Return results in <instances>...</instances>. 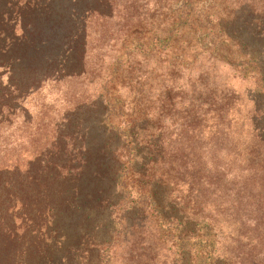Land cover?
<instances>
[{
  "label": "trees",
  "instance_id": "trees-1",
  "mask_svg": "<svg viewBox=\"0 0 264 264\" xmlns=\"http://www.w3.org/2000/svg\"><path fill=\"white\" fill-rule=\"evenodd\" d=\"M137 1L0 0V126L8 122L6 116L18 109L19 99L35 90L41 82L57 77H81L86 69L89 29L107 23L117 14L121 20H126L122 29V49H118L121 60L135 62L138 67L141 63L151 62L146 75L166 82L165 105H161L160 111H167V122L172 116L181 122L180 126L171 129L156 124L158 119L149 123L160 113L152 114L154 110L141 107L131 113L122 112V121L114 120V113L121 109L119 90L115 86L104 87L101 102L108 110L101 117L102 133L110 134L115 144L111 146L110 141H106L101 147V163L105 167L110 163L118 164L113 176L108 169L90 172L89 145L85 141L86 130H81L82 118L63 121L59 125L58 140L47 151L48 156L29 160L25 170L17 162L10 165L0 162V264H81L80 261H91L88 240H85L90 234L75 239L66 235L64 223L68 222L66 214H70L66 211L70 205L74 211L81 210L84 204L101 210L110 205L115 207L117 204L111 202L109 189L120 185L123 191L127 190V168L132 173L133 185L142 186L140 190L146 192L157 217L177 223L179 234L174 245L185 251L180 259L188 254L189 260L185 264L192 263L194 258L196 264H237L222 253L216 254L214 236L188 233L181 219L165 210L155 196L158 193L156 187L163 188L161 185H167L171 179L178 180L179 176L197 172V169H201V175L204 173V166L193 164L189 156L184 155L189 138L202 137L204 127L210 134L207 139L225 138L230 134L231 121L227 112L238 97L230 90L219 92L215 101L214 88L208 83L215 66L222 64L230 67L236 76L254 83L251 88L254 112L250 124L257 141L250 163L254 166L252 179L259 183L257 206L260 207V199L264 204V53L228 29L240 15L245 18L244 25L248 26L251 36L258 35L264 40V0H163L160 15L165 22L156 24L151 16L139 13ZM147 25L151 27L146 31ZM118 63L115 61L113 66ZM194 69L200 73L197 80L202 83L204 97L196 106L178 110L173 106L175 78ZM139 72L137 68L136 83L144 77ZM137 93L141 94L140 90ZM205 118L211 120L209 126L201 123ZM123 152L131 153L132 157L123 159ZM206 166L208 163L205 162ZM225 167L226 164L215 165L214 178L201 185L217 186L215 192L231 207L239 209L244 200V188L230 196L227 193L230 179L229 183H224L225 189L221 188L224 177L230 175ZM209 168L211 170L212 166ZM87 171L93 175L95 190L82 195L80 184ZM259 173L261 177H257ZM238 177L237 174L234 176L235 179ZM101 181L109 184L102 187ZM92 225L94 229L96 223ZM190 238L198 239L195 253L186 249ZM261 240L263 238L256 239V243ZM92 241L99 245L94 248L98 264L108 262L113 238ZM132 257L138 258L141 254ZM258 258L247 264H264V254L260 262Z\"/></svg>",
  "mask_w": 264,
  "mask_h": 264
},
{
  "label": "rangeland",
  "instance_id": "rangeland-1",
  "mask_svg": "<svg viewBox=\"0 0 264 264\" xmlns=\"http://www.w3.org/2000/svg\"><path fill=\"white\" fill-rule=\"evenodd\" d=\"M162 1L138 0L136 5L140 6L139 13L151 16L155 24L163 23L165 21L160 15L163 13L160 5ZM245 21L243 16L237 15L235 21L228 25V29L234 30L242 41L264 53L263 38H259L258 35H255L258 38L251 36L248 26L244 25ZM124 22L126 20H121L120 14H117L116 18L105 24L91 26L88 37L87 71L85 69L81 77L46 79L35 90L19 99L18 109L6 116L8 122L0 126L1 164L10 165L17 162L20 168L25 170L29 160L36 157L44 159L45 155L48 156L47 151L58 140L59 125L63 121L65 123L68 118H76V121L82 118L84 121L81 130H86L85 141L89 145L90 172L108 169L110 176H113L115 168L119 167L118 164L110 163L105 167L104 163H101L103 162L101 147L106 141H110L111 146L115 144L110 134L102 133L101 117L108 110L101 102L104 87L109 89L115 86L116 90H119L117 95L121 109L114 113L116 116L114 120L122 121V112L131 113L141 107L148 111L154 110L152 114L160 113L158 118L151 119L149 123L158 119L156 124L170 129L181 125L173 116L167 122L166 109L164 113L160 111L161 105H165L166 82L163 83L159 77L152 78L151 74L146 75L151 62L147 65L141 63L138 67L135 62L125 63L121 60V52L119 53L118 49H122ZM149 27L151 26L145 27L146 31ZM115 61L119 63L114 67ZM137 68L139 74H144L138 83L135 81ZM197 70L182 73L175 78L173 106L178 110H188L204 97L201 94L202 83L197 80L200 75ZM208 83L214 88L215 101V96L219 92L230 90H234L238 97L237 102L231 104L227 112V118L231 121L230 134L225 138L207 139L210 134L204 127L202 135L204 138H189L184 155L189 156L193 164L199 163L200 167L204 166V173L201 175V169H197V172L191 171L179 176L178 180L175 179L176 183L171 179L167 185H161L163 188L156 187L158 193L155 197L165 206V210L181 219L188 233L191 231V234L214 236L217 241L216 254L222 253V256L229 257L232 263L237 264H247L249 260H257L258 257L260 262L264 254V204L260 199V207L257 206L259 183L252 179L251 171L254 170V166L250 163L257 141L252 133L253 125L250 124L254 112V94L251 90L254 83L236 76L230 67L222 64L215 66ZM137 90H140L141 94L137 93ZM178 118L181 119L180 114ZM207 119L201 122L204 126L211 124V120ZM58 144L62 146L60 142ZM126 156L132 157L131 153L127 155L125 153L123 159ZM95 158H98V161ZM205 162L208 163L206 167ZM217 164H226L225 168L230 172V175L224 177L221 188L225 189L224 183H229V179L227 193L230 196H235L237 189L244 188V200L239 209L231 207L224 197L215 192L217 186L201 185L214 178L216 175L214 166ZM88 172H84L86 176L81 180L82 195L86 192L93 193L95 190L92 186L93 175ZM131 174L127 168L126 191H123L120 185L109 189L111 202L117 204L115 207L110 205L101 210L84 204L81 210L74 211L71 205L73 211L71 208L67 209L66 212L70 214H66L68 224L66 221L64 223V227H67L66 235L75 239L79 235L90 234L89 237L86 235L85 240H88L91 261H80L81 264H98L94 256L96 245L92 239L101 241L109 238L114 240V244L109 248V261H103L101 264H185L189 260L188 254L184 259H180L185 251L174 245L179 234L177 223H168L157 217L146 192L140 190L142 186L133 185ZM236 174L239 177L235 179ZM257 177H261V174L259 173ZM105 184L109 182H102V187H105ZM93 222L96 223L94 229ZM258 238L263 240L256 243ZM197 240L190 238L186 249H191L195 253ZM136 254H141V257H132ZM190 264H196L195 258Z\"/></svg>",
  "mask_w": 264,
  "mask_h": 264
}]
</instances>
